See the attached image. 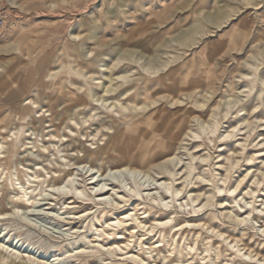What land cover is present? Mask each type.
<instances>
[{
	"label": "rangeland",
	"instance_id": "374dc122",
	"mask_svg": "<svg viewBox=\"0 0 264 264\" xmlns=\"http://www.w3.org/2000/svg\"><path fill=\"white\" fill-rule=\"evenodd\" d=\"M12 1L17 11L13 30L6 39L0 40V131L9 136L8 140L15 141L19 135L25 147L22 143L16 146L19 154L13 155L12 161L8 162V171L2 179L7 178L6 182L0 183V197L3 185L5 195L15 196L13 186L19 190L18 171L21 181L26 182L29 172L42 168L43 178L50 180L44 168L60 166L63 171L75 174L74 184L79 186L85 175L99 177V168L104 170L122 164L149 166L159 162L166 147L176 151L187 131L200 130L205 137L207 132L202 123L193 122L192 116L202 113L204 120L209 121L212 110L221 103L220 113L224 115L230 110V114L224 120H221L222 116L218 118L220 125L213 138L215 142H208L198 152L193 141L184 142L188 143L184 145L187 149L182 151L183 160L178 169L184 166L180 173L185 174L191 154L210 156V166L205 172L196 170L193 185L187 189L193 187L195 193L199 192L194 184L197 175L209 178V172L215 175L216 181L224 179L226 172L217 168L226 165V161L217 163L232 156L236 146L245 141L240 135L249 130L238 132L246 127L238 125L239 119L254 122L256 130L246 144L248 150L245 153L253 154L255 161L241 160L238 167L232 166L234 173H231V186L235 188L238 180L252 169L246 179L249 182L236 203L227 207L233 216L238 215L247 221L241 225L221 216L223 209H219L218 203L223 201L222 196L231 194L219 193L211 183L201 193L214 192L217 197L215 205L204 211L202 207H196L199 202L192 204L195 193L193 197L180 194L172 201V192L167 189L154 193L159 204L147 205V210L149 215L162 216L163 220L174 212L175 221L170 228L175 224H193L196 218L192 216H201L209 210L204 222L211 219L215 232H201L203 237L211 239V258L215 257L214 249L219 246L231 264H239L238 258L232 257L237 250L235 245L224 243L219 234L239 239L241 248H251L264 255V153H258L264 150V104L253 113L255 106L264 101V0ZM116 63L119 65L114 73L130 74V78L115 82L110 94H106L104 90L110 87L109 68ZM140 74L146 76V89L140 92L135 89L126 94L123 87L138 81ZM173 100L181 103L173 105ZM114 103H117L116 108L111 107ZM245 104L247 109L242 110L241 106ZM200 105L204 107L198 109ZM41 107L50 112L36 113ZM43 114L46 120L37 122ZM33 116L37 120H33ZM90 116L92 118L85 123ZM73 119L78 126L73 125ZM168 121H175L176 125L168 127ZM233 126L238 127L234 132L238 136L229 148L221 147L223 142L218 137L226 138L225 132L232 131ZM55 132L56 140L49 136ZM34 142L38 148H33ZM74 158L88 163L79 166ZM218 183L219 187L227 186L222 181ZM251 190L255 193L248 195ZM62 193H70V190ZM180 198L185 199L177 201ZM63 203H69V200L62 197L54 200L50 208L55 213L47 211V206L26 215L21 211L15 219L0 221V231L7 228L8 240L19 238L25 246L33 248V254L38 258L40 255L51 259L56 256L59 258L56 264H73L75 259L69 257L68 251L80 247L79 240L85 236L93 239L97 232L92 226L94 216L72 220L69 225L60 221L68 217L62 215L67 211ZM10 207L7 204V208ZM2 209L0 205V213ZM85 210L86 206L81 205L70 212L80 214ZM109 218L114 217L109 215ZM22 222L29 224L31 229ZM95 223L100 226L97 221ZM191 236L180 239L183 248L181 261L178 254L172 261L187 264L184 248L187 243L194 245ZM160 240L158 235L151 243ZM160 244L163 247L157 249V264H173L171 260H163L164 254H169V246L166 242ZM196 249L198 253L194 251L192 256L196 264H200L198 254L205 252L202 242L196 244ZM244 253L241 252L240 256L249 261ZM88 255L91 257L80 256L76 264H97L110 258L96 252ZM144 258L153 264L146 254ZM223 260H217V264Z\"/></svg>",
	"mask_w": 264,
	"mask_h": 264
},
{
	"label": "bare ground",
	"instance_id": "6f19581e",
	"mask_svg": "<svg viewBox=\"0 0 264 264\" xmlns=\"http://www.w3.org/2000/svg\"><path fill=\"white\" fill-rule=\"evenodd\" d=\"M93 35L94 36L92 37L94 38L96 36V33ZM118 65L119 64L116 63L112 67L109 66L110 76L108 82L110 87H108L106 91L104 90L106 94H110L111 88H113L115 82L118 83L121 82V79L130 78V74L114 73ZM151 68L155 69L154 67ZM0 72H2V70H0ZM140 76L141 78L138 81H135L133 83L128 84L126 87H123L124 92H127L126 94L135 89H137L138 92L144 91L146 89L147 83L144 80L146 76H143L141 74ZM261 93H263V91ZM250 95L251 92H249V96ZM172 102L173 105L181 103L177 100H173ZM33 104L38 107L37 102H34ZM263 104L264 101H260L258 105L255 106L253 113H255L257 109ZM99 106L100 105H98V109H101V107L99 108ZM111 107L116 108L117 103L112 104ZM203 107L204 105H200L198 106V109H201ZM221 108V103H218L217 106L212 110V115L210 116L211 120L209 121L204 120V116L202 115V113L193 114L194 117L192 116V121H200L202 123V128L207 132L206 136L203 137L200 130L196 132L193 130L187 131L184 136V139L182 140V143L176 149L175 152H172L171 147H166L165 153L163 154V156L161 155L162 158H160L159 162L153 163L149 166H134L122 164L117 165L115 167H107L104 170L102 168L98 169L96 167L100 176H91V178H89V176L85 175L82 178V182H80L79 186L74 184L75 174L71 171H63L60 166L54 167L52 169L44 168V171H46L47 174L50 175V180L43 178V175L40 172L42 168H37L34 169L33 172H29L26 176V182L21 181L18 171L16 175V182L18 186L16 184L15 185L18 187L19 190L17 191L13 186V190L16 192L15 196L9 197V193H6L5 195L6 187L5 185H3L2 187L3 195L2 197H0V205H2L3 209L0 213V221L11 220V218L15 219L16 215L19 214L21 211L25 213L24 215L32 212L34 213V210L36 208L43 206H47V211L55 213L52 208H50V206L53 205L55 199H59L60 197H62L69 200V203H63V207L67 209V211L62 214L67 215L68 217L64 219L62 218L60 219V221L63 220L62 222L67 223L69 225L72 220H77L79 218L88 219L89 217L94 216V219L92 220V226L95 227V231L97 232V234L93 235V239H91L89 236H85L83 239L79 240V243L81 244L80 247L75 248L74 251H68V253L70 254L69 257L75 259V262H73V264L77 263L80 256L86 255L91 257V255L88 254H92L94 252L100 254L101 256L107 255L110 257L107 260H102L98 262L97 264H106L107 262L114 264H151L147 262V260L144 258L145 254L148 256V258H151L153 260V264H157V249L163 247L160 243L165 242L169 246L170 251L168 252V255L164 254L163 260L167 262L171 260V263L178 264L174 260L172 261V258H174L176 254H178L180 256L181 261L183 248L180 247V239L186 237L189 234L192 235V243L194 245L189 243L185 244L186 247L184 248V251L186 252L188 258L186 260L187 264H196L192 254L194 251L198 253V249H196V244H199L200 242H202L205 247V252L198 254V256L201 257L202 263L200 264H209L210 262L212 264H217V260H220L222 258H224V260L221 264H231V260L227 259L226 254L222 253L219 246L214 249L215 257L211 258L210 256L211 239L208 237H203V233L201 232L204 230H211L213 233L215 232V229H212L214 227H212L211 225V219L209 222H204V217L208 214L209 210H207L203 215L201 214V216H192L191 218H196V221L193 224H175L172 225L171 228L169 227V225L174 223L175 221V218L173 219V216L175 214L174 212L171 211L167 215L166 220H163L162 216H155V214L149 215L150 211L149 209L147 210V205L157 206L158 198L153 195L155 192L160 190L167 189L169 192H172V201L177 199L180 194H182L183 196L185 194L191 197L194 196L193 194L195 193V190L193 187L189 191H187L189 186L193 185V175L196 170L199 169L204 170L205 172V168L207 166H210L209 161L211 160V158L210 156L202 157L191 154L190 162L186 164L185 174L182 175L180 172L182 171L184 166H182V168L180 169H178V167L180 163H182L181 161L183 160L181 157V154L183 153L182 151L187 149V147H185L184 145H187L188 143L184 144V142L193 141V143H195L196 145L195 149L197 150V152L200 151V148L206 146L208 142H215L213 138L216 136V133L219 130L218 127L220 125V121L218 120V118L222 116L221 120H224L230 114V110H227L224 115H222V112L220 113ZM241 109L246 110L247 105H242ZM43 110L44 108L41 107L36 113L50 112V110ZM50 116L52 117V114ZM45 117V114L40 115L37 122H44L46 120ZM91 118L92 116L86 118L85 123H87ZM34 119L37 120V117L33 116V120ZM72 121L73 125H79V123L75 119H73ZM167 123L168 127H174L176 125L175 121H168ZM256 124L257 123H255V125ZM238 125H246V127L242 129L240 128L238 132L243 131L246 128H248L249 130L247 133L240 135L245 137V141L242 140V142H240L238 146H236L235 152L229 150V152H232V156L224 157L223 160L217 163L219 164L223 161H226V165L221 164L217 168V170H223L226 172L225 178L216 181L214 177L215 175L213 176V173L210 175L209 172L207 173L209 175V178H207L206 176L197 175L198 177H195L197 181L194 184L198 186L197 189H199V192L197 191V193H195V196L192 198V204L199 202L196 207H202V211L215 205L214 199L217 196L214 192L201 193V191L205 189V187L210 186V184L208 183H211L213 189H217L219 193H221L222 191H226L231 194V196H222L223 201L218 203L220 205L219 209H223L221 216H223V218L225 219H228V221L231 219L234 223L242 225L247 220L238 218V215L233 216V212L229 211L227 207H229L233 203H236L235 201L237 200V198L242 195L241 192L246 189L245 185L249 182H247L246 179H248V173L250 170L252 171V169L247 170L248 173L245 176L241 177L240 180H238V184L237 186H235V188L231 186V173H234V171L232 172V166L234 165L235 168L238 167L241 160H246L248 162L255 161V156L253 154L249 153V155L245 152L248 150L246 144L251 139L252 132L256 130V127L253 126L254 122H249L247 118L239 119ZM52 127H54V125ZM237 128V126H233L232 131H226V138H223V136L218 137V140L220 142H223L221 147L229 148L231 146L232 140L238 136L234 134ZM71 131L73 133V130ZM16 134L17 132H14V135ZM49 136H51L54 140H56L57 138L56 132L49 134ZM8 138L9 136L2 135V132L0 131V171L2 172L0 173V183L3 184L6 182L7 179L5 178V181H2L3 175L6 171H8V162L12 161L13 155L19 154V151H17L16 146L22 143V147H25V143L23 140L21 141L19 135L16 136L15 141L11 138V140H8ZM49 141H51V139ZM262 141H264V138ZM58 142H60V140H58ZM32 144L33 148H38L35 142ZM202 150L203 149H201V152ZM263 151L264 150L258 153L263 155ZM237 155L241 157L238 158ZM73 160H76V164L79 166L88 163L87 160L77 158H74ZM174 163L176 164L174 165ZM228 163H230V166H227ZM37 166H39V164H37ZM180 175L182 176L179 177ZM262 176L264 177V171L262 173ZM219 181H222V184H224V186H227L222 188L221 185L219 187ZM176 182L180 183L175 184ZM41 188L44 189L37 194V190ZM64 190H70V193H62ZM254 193L255 191L253 190L247 192L248 195H253ZM201 198L203 199L201 200ZM219 198H221V196H219ZM183 199L185 198H180L177 201H182ZM204 201L205 203H203ZM7 204L11 205L9 209L7 208ZM81 205L86 206L87 210H85V212H82L80 214L70 212L76 208H79V206ZM109 215L113 216L114 218H109ZM55 216L56 215H54L53 217ZM95 221H97L100 226H97ZM22 223L30 227L31 229V226L29 224L24 222ZM169 229H171L170 233H167V230ZM77 233L78 232H75V234ZM218 233L219 232H217V234ZM158 235L160 236L161 240L155 243H151ZM8 236L9 232H7V228L0 231V264H56L59 259L56 256L51 259L41 255L40 258H38L37 254H33V248H31L30 245L25 246L24 243H21V240L19 238L8 240ZM219 237L223 238L224 243L229 242V245H235L234 248H236L237 250L234 251V255L232 254V257L238 258L239 264H258L259 262L264 264V255L259 252H256V250H251V248H248L247 250H245V248H241V245H239L241 241H239V239H231V237H226L223 234H219ZM220 241H218L217 243H219ZM105 242L106 244H104ZM214 244H216V242ZM117 251H120L122 254H118ZM244 251V256L247 255V258L250 259L249 261H246L240 256V253ZM9 258L11 259L10 263H8ZM163 264H165V262ZM181 264L185 263L181 262Z\"/></svg>",
	"mask_w": 264,
	"mask_h": 264
},
{
	"label": "built area",
	"instance_id": "2783aa9c",
	"mask_svg": "<svg viewBox=\"0 0 264 264\" xmlns=\"http://www.w3.org/2000/svg\"><path fill=\"white\" fill-rule=\"evenodd\" d=\"M17 16L16 7L12 0H0V40L6 39L13 30Z\"/></svg>",
	"mask_w": 264,
	"mask_h": 264
}]
</instances>
